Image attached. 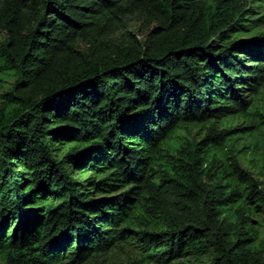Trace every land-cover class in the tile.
I'll return each instance as SVG.
<instances>
[{"label":"trees","instance_id":"1","mask_svg":"<svg viewBox=\"0 0 264 264\" xmlns=\"http://www.w3.org/2000/svg\"><path fill=\"white\" fill-rule=\"evenodd\" d=\"M263 23L264 0H0V264L125 241L264 264V178L242 165L264 177Z\"/></svg>","mask_w":264,"mask_h":264},{"label":"rangeland","instance_id":"2","mask_svg":"<svg viewBox=\"0 0 264 264\" xmlns=\"http://www.w3.org/2000/svg\"><path fill=\"white\" fill-rule=\"evenodd\" d=\"M261 30H264V23L260 26ZM0 35V39H1ZM13 79L10 78L6 83L4 87H0V93L9 85L10 81ZM259 102L264 103V90L262 94H259ZM241 119H239L240 121ZM238 121V120H237ZM262 138V136H260ZM258 146H256V151L258 150ZM249 157L251 155L247 154V156L242 157V165L245 168H250L253 170V174L255 177L258 178H264L263 175L259 174L258 171H256V167L253 166V163L250 161ZM102 264H124L127 262H131L132 260L139 261V264H153L150 262H147L144 257L142 256L139 248L136 246L135 243L130 242H121L119 246L115 247L111 251H109L107 254L103 255L101 257Z\"/></svg>","mask_w":264,"mask_h":264}]
</instances>
